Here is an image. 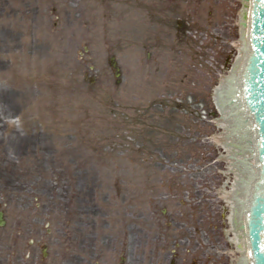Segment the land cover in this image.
<instances>
[{
	"label": "rangeland",
	"instance_id": "obj_1",
	"mask_svg": "<svg viewBox=\"0 0 264 264\" xmlns=\"http://www.w3.org/2000/svg\"><path fill=\"white\" fill-rule=\"evenodd\" d=\"M241 1L0 0V264L237 263Z\"/></svg>",
	"mask_w": 264,
	"mask_h": 264
},
{
	"label": "water",
	"instance_id": "obj_2",
	"mask_svg": "<svg viewBox=\"0 0 264 264\" xmlns=\"http://www.w3.org/2000/svg\"><path fill=\"white\" fill-rule=\"evenodd\" d=\"M254 1V12L252 0L248 2V12H245L249 18L245 33L241 31L242 56L237 64V72L231 74L228 78L230 84L222 89L227 105H234L237 114V119L233 126H229L228 132L235 135L237 127L243 125L238 133L239 137L243 139L245 136L244 146L255 157V160L246 162L245 156H235V161H241L248 169L256 165L254 170L246 173L245 179L239 176L243 185L240 218L245 225L248 249L251 247L252 254V257L241 255L239 264H264V0ZM240 82L244 89V100L258 128L257 141L253 138L254 127L249 119L250 115L241 110L239 103L233 101L236 92L238 93L236 86Z\"/></svg>",
	"mask_w": 264,
	"mask_h": 264
},
{
	"label": "bare ground",
	"instance_id": "obj_3",
	"mask_svg": "<svg viewBox=\"0 0 264 264\" xmlns=\"http://www.w3.org/2000/svg\"><path fill=\"white\" fill-rule=\"evenodd\" d=\"M248 2L249 0H245V1H241V4L243 6V10H242V14H241V20H242V33H245V25L247 23V20L249 18L248 15L245 14V12H248ZM242 43V39L238 45L239 49H240V53H239V57L236 60V63L234 65V69L232 70V73H236L237 72V64L242 56V49L240 48V44ZM231 73V74H232ZM230 84V80L228 81H224L223 84L221 85V87H219L217 89V95H218V101L220 102L221 105H223L224 107H226V118L228 115V112H232V117L231 119L229 118L230 116H228V121H226L225 119L223 121H221V124L223 125V127H225L226 132L223 134V138L220 139L221 143H223L224 145H226L229 148L230 151V156L232 161L234 162V167L238 166V171L237 172V180L235 182V185L233 187V190L230 194L227 195V197L229 198V201L231 203V216H230V220L231 223L233 225V229L236 235V242L238 244V247L240 249V251L242 252L243 256H247L249 255L247 253L248 249V241L246 239V229H245V225H243V223L241 222V218H240V199L243 196V185L239 180V176H242L245 179L246 173H250L252 170H254L256 168V165L254 164L252 168L248 169V167H245L241 164V161H235V156H245V160L246 162L255 160V157L252 156V154L250 153V151L244 146L245 144V136L243 139H240L239 137V131L242 130L243 125L241 127H237L236 129V133L234 135V133H229L228 129L229 126H233L236 119H237V114L234 111V105H227L226 100L222 94V89H226V86H228ZM230 119V120H229ZM238 164V165H237ZM161 245V244H160ZM239 260L240 257H237V263L235 264H239Z\"/></svg>",
	"mask_w": 264,
	"mask_h": 264
},
{
	"label": "flooded vegetation",
	"instance_id": "obj_4",
	"mask_svg": "<svg viewBox=\"0 0 264 264\" xmlns=\"http://www.w3.org/2000/svg\"><path fill=\"white\" fill-rule=\"evenodd\" d=\"M170 264H175V260L172 259L171 262H170Z\"/></svg>",
	"mask_w": 264,
	"mask_h": 264
}]
</instances>
